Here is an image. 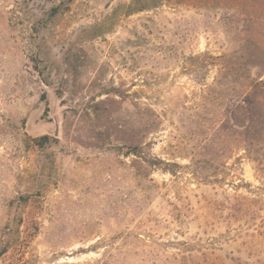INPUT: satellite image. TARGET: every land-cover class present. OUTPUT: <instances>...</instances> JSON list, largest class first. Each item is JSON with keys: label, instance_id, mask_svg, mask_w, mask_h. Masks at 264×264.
Masks as SVG:
<instances>
[{"label": "rangeland", "instance_id": "1", "mask_svg": "<svg viewBox=\"0 0 264 264\" xmlns=\"http://www.w3.org/2000/svg\"><path fill=\"white\" fill-rule=\"evenodd\" d=\"M259 81L264 0H0V264H264Z\"/></svg>", "mask_w": 264, "mask_h": 264}, {"label": "trees", "instance_id": "2", "mask_svg": "<svg viewBox=\"0 0 264 264\" xmlns=\"http://www.w3.org/2000/svg\"><path fill=\"white\" fill-rule=\"evenodd\" d=\"M133 1L135 3V0ZM263 88L264 83L262 81L251 83L248 91L233 100L225 112L226 121L230 123V129L234 132L235 137L245 133V140L248 139L250 144L259 142L261 137L259 128H261L262 116L264 115V102L261 97ZM241 129L243 132L240 131ZM134 154L138 153L134 152ZM259 232L264 236V216L259 225Z\"/></svg>", "mask_w": 264, "mask_h": 264}]
</instances>
